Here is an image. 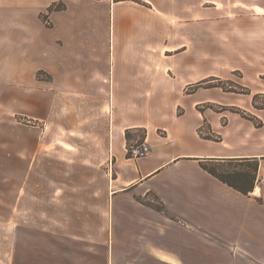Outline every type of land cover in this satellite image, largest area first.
Here are the masks:
<instances>
[{
    "label": "crops",
    "instance_id": "crops-1",
    "mask_svg": "<svg viewBox=\"0 0 264 264\" xmlns=\"http://www.w3.org/2000/svg\"><path fill=\"white\" fill-rule=\"evenodd\" d=\"M142 1L0 0V150L15 155L26 146L36 181L40 155L53 158L52 166L47 159L46 179L54 182L65 175L55 168L59 163L54 158L70 160L72 149L79 152L74 168H109L99 189L110 219L102 225V236L90 235L80 218L66 222V204L55 201L65 188L56 191L53 186L51 201L48 186L47 239L52 244L74 246L78 252L86 245H110L115 260L127 261L135 252L139 258L133 259L140 262L167 254L175 260L191 259L199 251L191 247L192 240L213 238L244 246L259 259L264 254L260 129L225 111L204 115L197 110L206 102L200 99L204 95H216V102L226 105L220 88H194L220 74L213 65L200 67L197 45L183 44L184 29L174 24L200 16V0ZM52 7L57 9L50 11ZM262 51L256 47L255 52ZM184 54L187 60H182ZM256 63L254 68L261 69L263 61ZM22 116L34 124L29 142L23 140L17 121ZM205 122L217 141L200 136ZM139 141L147 142L151 153L132 159L128 146ZM55 151L69 156H56ZM243 158L260 161L258 180L248 196L201 167L202 162ZM2 165L7 171L6 159ZM67 175L87 180L84 173ZM17 176L4 181H17ZM73 191L71 202L85 199L80 198L85 196L84 185ZM15 192L9 187L4 192V210L10 215L0 225V264L14 260L18 252V237L7 236L18 229L15 221L14 228L9 222L16 215L17 201L12 205L10 199ZM152 197L165 212L148 203ZM51 213L62 214V221L52 222ZM151 237L154 243L149 246ZM181 250H186L184 256Z\"/></svg>",
    "mask_w": 264,
    "mask_h": 264
},
{
    "label": "rangeland",
    "instance_id": "rangeland-1",
    "mask_svg": "<svg viewBox=\"0 0 264 264\" xmlns=\"http://www.w3.org/2000/svg\"><path fill=\"white\" fill-rule=\"evenodd\" d=\"M132 1L143 3L142 0ZM255 2L256 4H254ZM199 14L200 16H193L196 19L176 20L174 24L176 27L184 29L183 44L197 45V56L199 62L203 64L200 67L208 68L213 65L215 72L220 74V77H209L202 80L205 82L202 83L201 87L196 88L197 84L202 81L198 82L194 88L220 86L217 88H220L218 91L225 99L224 103L226 105H219L216 102V95H204L200 99L206 100V102L199 104L197 110L204 115H216L225 111L228 116L237 115L246 121L249 127L250 122H252L256 128L260 129L259 133L262 134V151L264 153V109H261L264 108V93H257L258 90H264V0H215L207 2L200 0ZM45 20H47L46 17ZM187 31H192L193 36H188ZM195 32H197V36ZM258 46L262 47L263 53L255 52ZM187 59L188 55L184 54L182 60ZM256 59L263 61V63H259L262 66L261 69L254 68L258 64ZM10 88V86H7L5 89L9 90ZM21 89L23 91L26 88L21 86ZM2 91L4 92V90ZM17 119L22 128L23 140L29 142L34 124L27 117L22 116ZM209 126L207 122L204 123L202 129L204 135H209ZM249 127L246 128L247 134L251 132ZM138 134L142 137L143 133L138 132ZM135 143H141V141ZM17 153L6 155L3 150H0V225L5 217L10 215L8 212L5 213L4 210L6 187H9L12 191L16 189L18 193L17 197L14 195L16 192L11 193L12 205H14V200L17 201V210L16 215L14 214V217L9 221L12 228H14L15 221L18 229L7 234V236L18 237V252L14 260L8 261L7 264H264V254L259 255L258 259L254 254L244 249V246L228 245L213 238L202 241L192 240L191 247L193 246V249L198 247L199 251H195L193 254L195 256L191 259L177 258L175 260L167 254L160 260L147 259L140 262L133 259L139 258L135 252L128 255L129 260L134 261L115 260L110 245H86L82 246L81 252H78L73 250L74 246H71L72 249H70L69 246L52 244L47 239L48 186L50 187L51 197L49 196V198L51 201H53V186L56 191L65 188L66 194L60 192L55 201L60 206L66 204L67 212L64 218L66 222L69 223L68 220L74 217L80 218L82 225L91 233L90 235L102 236L105 235L101 231L102 225L110 224V219L108 212L104 211L105 198L103 194L99 193V189L103 184L104 171L109 170V168L107 169L106 166L101 168L96 165H80L74 168L73 159L79 156V152L72 149L70 160L63 161L54 158L59 163L55 165V168L61 170V173H65L60 177V180L56 179L54 182L52 179L51 181L46 179V173L49 171V166H52L53 158H47L46 154L40 155L39 180L36 181L31 177L29 150L25 146L18 149ZM55 154L59 157L69 156L60 154L59 151H55ZM5 159L8 162L7 171L2 165ZM47 159H51L49 166L47 165ZM63 162L66 164L64 171ZM232 166L240 168L239 164ZM71 172L84 173L87 180H70L67 174ZM14 173L18 174L17 181H4L6 176L9 177ZM79 184L84 185L85 196L82 197L81 195L80 198L85 199L79 202H71L70 199L76 196L73 187ZM148 203H151L154 207L160 206L159 201L154 197ZM162 211L165 212L163 206ZM50 216L52 222L53 220L56 222L63 219L62 214H55L53 217L51 213ZM2 232L0 228V234ZM153 243L152 237L151 239L147 238L149 246H152ZM165 246L168 249L173 248V245L168 242H165ZM176 247L180 249L179 246ZM181 249L183 248L181 247ZM181 253L184 256L186 250Z\"/></svg>",
    "mask_w": 264,
    "mask_h": 264
},
{
    "label": "trees",
    "instance_id": "trees-1",
    "mask_svg": "<svg viewBox=\"0 0 264 264\" xmlns=\"http://www.w3.org/2000/svg\"><path fill=\"white\" fill-rule=\"evenodd\" d=\"M117 1H130V0H117ZM57 9V7L50 8V11ZM202 81L197 84L196 88L201 87ZM217 88L220 86H210V88ZM264 109V108H261ZM199 134L202 138L208 140L217 141L211 135H204L202 129H200ZM128 139H131L130 132L127 133ZM145 137V135H144ZM239 164V167H233L232 165ZM201 167L207 171L209 174L228 185L229 187L237 190L243 195H250L254 191L256 182L259 176L260 161L258 158H243V159H232L226 163H201ZM159 211H162V206L156 207Z\"/></svg>",
    "mask_w": 264,
    "mask_h": 264
},
{
    "label": "built area",
    "instance_id": "built-area-1",
    "mask_svg": "<svg viewBox=\"0 0 264 264\" xmlns=\"http://www.w3.org/2000/svg\"><path fill=\"white\" fill-rule=\"evenodd\" d=\"M127 153L132 159H141L150 155L151 147L147 142L134 143L128 146Z\"/></svg>",
    "mask_w": 264,
    "mask_h": 264
}]
</instances>
